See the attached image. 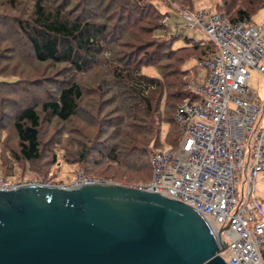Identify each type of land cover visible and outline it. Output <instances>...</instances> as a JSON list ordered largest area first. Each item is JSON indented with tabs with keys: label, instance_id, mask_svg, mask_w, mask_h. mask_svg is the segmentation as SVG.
<instances>
[{
	"label": "trees",
	"instance_id": "obj_1",
	"mask_svg": "<svg viewBox=\"0 0 264 264\" xmlns=\"http://www.w3.org/2000/svg\"><path fill=\"white\" fill-rule=\"evenodd\" d=\"M163 3L168 8L163 9ZM173 4L178 10L198 9L195 0H0V97L7 86L25 82L16 69L8 72L10 61L24 60L31 69L39 65L56 69L60 76L54 82L55 96L44 101L34 98L10 115L20 141L18 157L41 158L42 112L63 122L86 114L82 102L87 87L80 78L97 76L100 95L111 94L108 104L116 105L108 121L113 133L99 154L115 167L144 178L140 185L148 183L151 155L165 144L178 145V105L197 97L187 84L202 83L208 75L197 64L186 67L187 61L204 60L217 51L210 39L185 37L187 44L175 47L180 36L170 35L164 22ZM213 4L210 11L237 25L251 21L264 0ZM2 102L17 103L7 97ZM89 150L82 147L81 157ZM0 181L14 185L6 178Z\"/></svg>",
	"mask_w": 264,
	"mask_h": 264
},
{
	"label": "built area",
	"instance_id": "obj_2",
	"mask_svg": "<svg viewBox=\"0 0 264 264\" xmlns=\"http://www.w3.org/2000/svg\"><path fill=\"white\" fill-rule=\"evenodd\" d=\"M181 12L217 51L196 59L208 75L202 83L187 84L197 97L177 107V148L151 155L152 178L139 187L196 209L215 232L227 227L222 256L228 264H264V217L255 195L257 179L264 176V102L249 88L252 70L264 75V24L231 25L206 8ZM95 182L113 183L81 176L74 186ZM15 186L0 181V188Z\"/></svg>",
	"mask_w": 264,
	"mask_h": 264
},
{
	"label": "water",
	"instance_id": "obj_3",
	"mask_svg": "<svg viewBox=\"0 0 264 264\" xmlns=\"http://www.w3.org/2000/svg\"><path fill=\"white\" fill-rule=\"evenodd\" d=\"M227 229L136 185L0 188V264H228Z\"/></svg>",
	"mask_w": 264,
	"mask_h": 264
},
{
	"label": "rangeland",
	"instance_id": "obj_4",
	"mask_svg": "<svg viewBox=\"0 0 264 264\" xmlns=\"http://www.w3.org/2000/svg\"><path fill=\"white\" fill-rule=\"evenodd\" d=\"M215 1L195 0V7L214 9L213 3ZM166 8L168 6L163 3V9ZM181 10H178L174 4L169 9L170 21L167 22V30L170 35L180 36L175 42V47L185 46L187 44L185 37L207 40L208 36L203 30L198 27L194 29L190 27ZM262 19H264L263 7L254 14L252 21L257 24H264ZM145 37L151 39L149 35ZM10 63L8 72H14L16 69L17 76H22L25 82L16 88L7 86L1 92L0 179L6 178L14 185L49 183L57 186H74L79 182L81 176L108 177V179L122 181L125 185L133 186H139L145 180L141 176L125 171V169L115 167L99 154L98 150H101L102 143L110 140L113 133L111 129H108V121L111 119L116 105L108 104V98L111 94L104 95V97L100 95L97 90L99 83L97 76L80 78L82 84L87 87L82 102L86 114L80 112L79 116L68 122H63L49 113L42 112L40 129L42 156L37 161H26L19 158L17 153L20 151V141L10 115L14 114L15 108L18 109L21 105L33 101L34 98L44 101L55 96L57 86L54 82L60 80V76L56 69L45 68L40 65L34 67L36 69H31L24 60L21 62L19 60L10 61ZM196 64V58H191L187 61L186 67H194ZM10 76L12 75H9L8 78ZM32 82L35 84H31ZM249 88L257 93L264 102L263 74L257 70H252ZM3 97L11 98V101H17V103L5 102L7 104L5 105L2 102ZM105 127L108 129L107 133H105ZM86 146L87 148L90 147V150L83 158L81 157V149ZM168 147L171 146L165 144L160 149ZM172 148L176 149L177 146ZM237 191L241 196L242 182L237 184ZM255 195L261 203L262 216L264 217V176L262 175L257 179Z\"/></svg>",
	"mask_w": 264,
	"mask_h": 264
},
{
	"label": "crops",
	"instance_id": "obj_5",
	"mask_svg": "<svg viewBox=\"0 0 264 264\" xmlns=\"http://www.w3.org/2000/svg\"><path fill=\"white\" fill-rule=\"evenodd\" d=\"M263 8H264V6H263ZM263 21H264V19H262V22H263ZM251 23L256 24V25H260V24H262V23L257 24V23H255V22L252 21V20H251ZM263 37H264V33H263ZM263 39H264V38H263ZM256 95H257V100H258L259 102L263 103L261 97H260L257 93H256Z\"/></svg>",
	"mask_w": 264,
	"mask_h": 264
}]
</instances>
